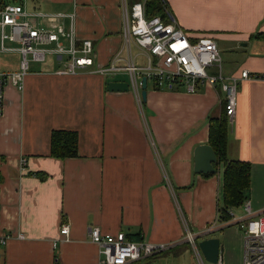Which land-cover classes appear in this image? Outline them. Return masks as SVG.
Listing matches in <instances>:
<instances>
[{
	"label": "crops",
	"instance_id": "crops-1",
	"mask_svg": "<svg viewBox=\"0 0 264 264\" xmlns=\"http://www.w3.org/2000/svg\"><path fill=\"white\" fill-rule=\"evenodd\" d=\"M123 1L0 0V8L22 4L30 12L74 14L77 45L91 40L96 56L94 66L76 75L62 74L66 65L52 55L31 62L23 90H7L0 117V235L7 240L0 264H99L92 228L169 245L178 255L186 247L192 257L189 233L199 243L217 238L222 264H243L242 232L231 218L219 221L224 165L211 177L195 173V151L209 145V118L225 112L220 85L198 84L190 94L148 83L147 101L139 102L131 90H108L111 82L130 85L126 72L94 73L126 67L130 58L147 64L136 44L125 43ZM164 2L189 36H209L232 52L224 74H264V0ZM20 63L18 52L1 54L0 72H17ZM227 120V158L251 164L247 200L264 212V80L238 86L237 112ZM59 131L77 134V157L51 156L52 134Z\"/></svg>",
	"mask_w": 264,
	"mask_h": 264
},
{
	"label": "built area",
	"instance_id": "built-area-1",
	"mask_svg": "<svg viewBox=\"0 0 264 264\" xmlns=\"http://www.w3.org/2000/svg\"><path fill=\"white\" fill-rule=\"evenodd\" d=\"M123 9V34L126 45L136 44L147 58L145 66L137 65L132 58L126 67L112 65L99 68L94 73L109 74L126 72L130 77V90L139 102L142 101L144 77L156 89L170 90L185 87L190 94L196 93L197 85H220L226 97V115L233 121L238 105V86L247 80H264L248 69L224 74L221 54L215 40L209 36L192 38L175 21L165 22L162 17L148 18L146 0L129 5L126 0ZM70 20L67 27L66 20ZM75 15L64 13L30 12L22 4H6L0 8V55L18 52L21 54L20 69L13 73L0 72V117L4 114L7 90L12 87L23 90L30 63H42L50 55L66 65L61 73L76 75L79 70L95 64L93 42L83 40L77 45ZM16 44L10 47L8 44ZM213 69L216 75H209ZM26 160H23V164ZM229 217L243 234V264H264V212L253 209L249 200L242 205V215L236 217L229 211ZM70 227L63 225L62 236H69ZM91 241L100 248L99 264H133L153 257L171 248L169 245H155L146 241L135 243L123 233L103 235L99 228L90 230ZM23 239L24 236H19ZM7 237L0 235V246ZM199 264L205 259L195 237L189 233ZM217 264H222L221 259Z\"/></svg>",
	"mask_w": 264,
	"mask_h": 264
},
{
	"label": "trees",
	"instance_id": "trees-1",
	"mask_svg": "<svg viewBox=\"0 0 264 264\" xmlns=\"http://www.w3.org/2000/svg\"><path fill=\"white\" fill-rule=\"evenodd\" d=\"M146 15L148 18L161 16L165 22L171 21L164 0H146ZM209 124V145L214 149L218 159L214 167L216 169L221 163L224 165L223 198L219 208V221L223 223L230 219L229 211L241 207L247 200V193L251 186V164L231 161L227 158L228 120L226 108L220 118H209ZM51 156L62 160L77 157V134L62 131L53 132ZM213 175L215 174H207L204 177Z\"/></svg>",
	"mask_w": 264,
	"mask_h": 264
},
{
	"label": "water",
	"instance_id": "water-1",
	"mask_svg": "<svg viewBox=\"0 0 264 264\" xmlns=\"http://www.w3.org/2000/svg\"><path fill=\"white\" fill-rule=\"evenodd\" d=\"M142 99L147 101V78L142 79ZM110 92L126 93L130 90V85L127 82H111L108 85ZM218 162L216 153L210 145H202L197 147L195 151V173L199 175L216 174L217 170L214 165ZM198 247L209 264H217L220 258V240L210 238L198 244Z\"/></svg>",
	"mask_w": 264,
	"mask_h": 264
},
{
	"label": "rangeland",
	"instance_id": "rangeland-1",
	"mask_svg": "<svg viewBox=\"0 0 264 264\" xmlns=\"http://www.w3.org/2000/svg\"><path fill=\"white\" fill-rule=\"evenodd\" d=\"M17 3H19V2H17ZM130 3H133V1ZM217 43H218V48H219L220 54H221L223 71L226 73L229 61L231 59H234L235 56L231 55L232 52L226 51L224 48V45L220 41H217ZM134 53L135 54L138 53L137 48H134ZM48 60H49V57H48ZM140 61H142L141 56H140ZM48 63L50 64V62H48ZM208 73H209V75H216V72L213 69H208ZM178 89H182V90L186 91V88L184 86L180 87ZM234 215L236 217H239L240 215H242V208L238 209V211H236L234 213ZM197 243L199 244V242H197ZM183 252H187V254H184ZM179 255L173 251H166V252H162L158 255H155L153 257L142 259V260L135 262L133 264H199L197 256L194 255L192 257L190 250L186 247L181 248V253ZM205 264H209V263L205 260Z\"/></svg>",
	"mask_w": 264,
	"mask_h": 264
}]
</instances>
